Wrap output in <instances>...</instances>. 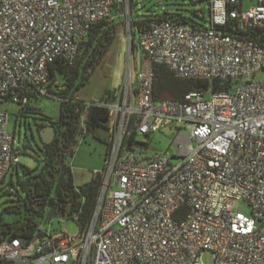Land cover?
I'll list each match as a JSON object with an SVG mask.
<instances>
[{"label": "built area", "instance_id": "obj_1", "mask_svg": "<svg viewBox=\"0 0 264 264\" xmlns=\"http://www.w3.org/2000/svg\"><path fill=\"white\" fill-rule=\"evenodd\" d=\"M207 4L209 26L153 20L137 44L148 60L107 108L112 146L84 233L47 230L24 246L0 242V259L29 264H264V48L247 33L264 30V0ZM128 5L129 0H125ZM244 4L246 7L244 8ZM115 0H0V104L31 88L45 94L49 65L72 62L91 26ZM151 64L205 83L181 101L153 97ZM229 83L227 89H215ZM25 102V100H23ZM170 129L177 162L123 146ZM0 111V183L19 163ZM239 204L248 214L237 210Z\"/></svg>", "mask_w": 264, "mask_h": 264}, {"label": "trees", "instance_id": "obj_2", "mask_svg": "<svg viewBox=\"0 0 264 264\" xmlns=\"http://www.w3.org/2000/svg\"><path fill=\"white\" fill-rule=\"evenodd\" d=\"M126 8L129 10L132 53L139 48L135 43V33L138 35L142 33L154 19L198 25L182 14L166 11L161 15L148 12L143 16H135L132 0H129ZM117 12L119 10L114 5L110 17L91 26L81 40L77 55L72 62L59 58L49 65L47 84L44 86L45 94L31 88L25 94L18 96V102L7 101V103L19 105L21 113L28 111L41 113L40 109L31 106L32 102L37 101L39 97L55 99L59 102V114L57 119L43 116L41 123L37 125L38 134L47 125L52 126L55 131V137L49 144L43 143L39 135L42 142V148H40L42 160L38 162V167L28 168L18 163L10 169L0 183V242L14 237L27 246L41 238L52 222L59 219H72L79 232H85L112 146L113 132L111 126V139L108 142L105 141L107 147L104 157L105 164L101 171L94 174L89 183L76 187L70 161L78 139L96 128H106V123L110 121L107 108L87 106L88 102L77 99V93L88 83L94 69L118 35V20L115 18ZM218 30L221 33L248 37L264 48V30L247 33L233 32L227 28ZM142 55L145 57L143 53ZM151 70L155 100L181 101L186 94L205 87L204 82L178 78L163 65L151 64ZM214 86L215 89H227L229 83L219 86L215 81ZM116 92H105L99 102H115ZM136 122L137 117L131 118L123 141L125 148L131 149L137 143ZM149 139L150 136H147L145 142L139 143L138 149L145 151ZM18 152L20 155V148ZM12 262L0 259V264H11Z\"/></svg>", "mask_w": 264, "mask_h": 264}, {"label": "rangeland", "instance_id": "obj_3", "mask_svg": "<svg viewBox=\"0 0 264 264\" xmlns=\"http://www.w3.org/2000/svg\"><path fill=\"white\" fill-rule=\"evenodd\" d=\"M133 13L135 16H143L148 12L161 15L164 11L174 14H182L193 23L209 26L210 11L207 4H193L190 0H132ZM115 5L119 12L116 14L118 20V35L110 49L103 57L98 66L94 69L88 83L77 93V99L83 102H99L105 92H116L125 86L129 77L133 78L134 71H139L148 65V60L142 55L138 48L135 53L130 49L131 29L129 26V10L125 0H115ZM246 4H244V8ZM198 13V14H196ZM139 36L135 33V43ZM118 89V90H117ZM31 106L40 109L41 113L20 112V106L11 103H1L0 111L9 114L8 131L14 135L16 145L20 148L19 163L28 168L38 167V162L42 160L40 148L42 142L37 131V125L41 123L43 116L53 119L58 118L59 102L55 99L39 97L33 101ZM107 128V129H106ZM106 128L99 127L94 131L80 137L73 149V158L70 166L73 174V181L76 187L89 183L94 174L101 171L105 164L106 142L111 139V121L106 123ZM175 133L170 129L150 135L147 141L146 153L148 155L160 154L173 159L175 149L172 145ZM137 143L134 148H139L143 143L142 136L136 137ZM25 147V148H24ZM1 201V200H0ZM237 210L248 214V208L244 204H239ZM65 227L69 234L77 233V225L72 219L54 220L49 230L60 231ZM203 264H212L213 255L203 253L201 256ZM11 264H29L26 261L16 260Z\"/></svg>", "mask_w": 264, "mask_h": 264}, {"label": "water", "instance_id": "obj_4", "mask_svg": "<svg viewBox=\"0 0 264 264\" xmlns=\"http://www.w3.org/2000/svg\"><path fill=\"white\" fill-rule=\"evenodd\" d=\"M39 135L43 143L49 144L53 141L55 137V131L52 126L47 125L43 129L40 130ZM13 239L14 237H9L7 241H12Z\"/></svg>", "mask_w": 264, "mask_h": 264}]
</instances>
